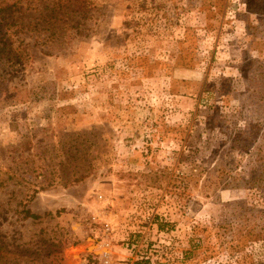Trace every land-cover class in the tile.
Masks as SVG:
<instances>
[{
	"label": "rangeland",
	"instance_id": "1",
	"mask_svg": "<svg viewBox=\"0 0 264 264\" xmlns=\"http://www.w3.org/2000/svg\"><path fill=\"white\" fill-rule=\"evenodd\" d=\"M90 1L0 61V264H95L104 223L134 264H264V0Z\"/></svg>",
	"mask_w": 264,
	"mask_h": 264
},
{
	"label": "trees",
	"instance_id": "2",
	"mask_svg": "<svg viewBox=\"0 0 264 264\" xmlns=\"http://www.w3.org/2000/svg\"><path fill=\"white\" fill-rule=\"evenodd\" d=\"M92 5L90 0H0V61L12 50L18 62L23 61L28 51L25 35L50 47L79 35ZM21 212L23 218H38L29 209Z\"/></svg>",
	"mask_w": 264,
	"mask_h": 264
},
{
	"label": "built area",
	"instance_id": "3",
	"mask_svg": "<svg viewBox=\"0 0 264 264\" xmlns=\"http://www.w3.org/2000/svg\"><path fill=\"white\" fill-rule=\"evenodd\" d=\"M101 199V197H99ZM94 223H96V217H92ZM111 233V227L108 223L103 225V236L101 237V242L96 244V239L92 241V250L90 254L95 260V264H134L139 260V255L142 254L141 243L136 242L135 240H127L125 243V249L129 253L128 259H115L112 256L110 243L108 242V236ZM106 235V236H104Z\"/></svg>",
	"mask_w": 264,
	"mask_h": 264
}]
</instances>
